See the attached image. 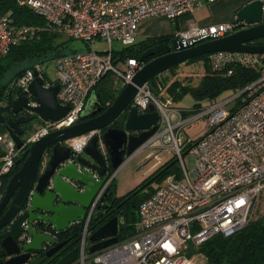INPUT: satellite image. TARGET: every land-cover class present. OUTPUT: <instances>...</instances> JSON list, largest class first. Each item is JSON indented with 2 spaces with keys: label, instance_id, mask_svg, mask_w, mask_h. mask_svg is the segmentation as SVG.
<instances>
[{
  "label": "built area",
  "instance_id": "built-area-1",
  "mask_svg": "<svg viewBox=\"0 0 264 264\" xmlns=\"http://www.w3.org/2000/svg\"><path fill=\"white\" fill-rule=\"evenodd\" d=\"M215 1L17 0L20 6L43 17L47 30L65 33L72 39L92 45V48L76 50L55 59L57 82L61 86L58 101L62 106L70 107L65 117L47 121L46 126L23 140L21 148L7 130L0 133V201L6 179L27 148L43 135L79 123L92 93L104 77L113 74L122 89L132 82L143 63L133 58L114 62L115 41L126 46L134 45L142 21L157 17L176 21ZM260 1L263 3L264 21V0ZM244 26L238 19L216 25H191L175 33L173 38L187 47L229 36ZM39 32L35 26L16 27L11 16L0 9V55L7 54L12 47L37 36ZM96 40L106 41L109 48L104 52L97 51L94 48ZM209 59L214 67L237 60L243 65L259 68L261 76L243 91L248 94L240 109L228 111L226 104L229 99L216 101L204 108L199 116L209 118L207 134L198 141L189 139L187 142L180 131L183 119L180 117L182 120L173 123L169 116L173 98L167 95L166 100H162L154 94L150 82L139 87L131 106L144 114L154 105L160 116L161 128L153 139L126 157L125 162L169 137V142L160 147L174 152L181 178L175 174L168 176L165 185L140 204L139 221L132 237L89 254L88 238L94 231L95 213L98 206L104 204L103 197L114 180V175L110 174L81 222L83 229L76 245L78 258L72 264H194L197 255L187 254L192 247H199L217 235L230 237L248 225L256 202L264 192V55L214 53L209 54ZM37 75L44 80V87L55 85L44 77L41 63L28 68L9 85L10 90L21 92L19 96H28L30 106H38L36 98L28 91ZM6 105L4 99L0 100V109ZM165 120L168 127L163 129ZM95 134L90 132L70 139L66 145L75 156L80 155ZM188 146L190 148L186 151ZM188 154L191 155L189 165L185 161ZM153 157L157 167L165 163L159 153ZM71 162L72 158L66 161ZM96 178L100 179V176L96 174ZM76 188L84 191V186L76 185ZM46 224L52 229H44L43 232L56 238L58 232ZM23 227L25 232L20 240L30 241L31 236L27 233L29 224L25 222Z\"/></svg>",
  "mask_w": 264,
  "mask_h": 264
},
{
  "label": "water",
  "instance_id": "water-1",
  "mask_svg": "<svg viewBox=\"0 0 264 264\" xmlns=\"http://www.w3.org/2000/svg\"><path fill=\"white\" fill-rule=\"evenodd\" d=\"M262 10L263 3L260 0L246 4L237 11V19L245 25L244 28L220 39L185 47L179 39L172 38L170 43L150 47L140 57L142 68L111 105L105 106L94 91L79 123L43 135L32 143L23 153L22 159H26L11 177L0 201V232L7 231L1 242L0 252V258L5 260L0 261V264H43L61 249L46 264L74 263L78 258V247L74 246L78 239L70 236L58 242L56 238L39 230L36 222L48 223L56 232L61 233L84 221L96 194L110 178L109 171H117L126 157L133 155L156 136L161 124L155 106L151 105L144 114L131 106L139 87L179 65L205 55H264V45L256 43L257 40L264 39ZM150 58L152 59L149 60ZM43 82L37 75L28 88L31 96L36 98L38 106H30L28 96H19L13 102V113L18 114L25 108L32 112L31 116L21 115L6 125V130L19 148L23 145L19 137L23 134L21 124L38 118L58 121L70 111V107L62 106L58 101L60 84L46 88ZM122 116H125L124 126L119 129L113 127ZM5 123L6 117L0 112V125ZM90 132L96 134L84 152L75 156L66 141ZM129 132L134 134L130 135ZM103 149H106L108 155ZM69 158L73 162L66 163ZM96 174L100 179L96 178ZM76 185L84 186V191L78 190ZM110 191L109 188L103 197L104 204L98 206L99 213L94 221L109 206H113V203H109ZM124 218V212H121L98 230L91 232L88 253L93 254L118 243L119 228L126 223ZM25 222L29 224L27 233L31 236L30 241L20 240L25 232ZM48 244L52 248L42 257L40 254L46 250Z\"/></svg>",
  "mask_w": 264,
  "mask_h": 264
},
{
  "label": "trees",
  "instance_id": "trees-1",
  "mask_svg": "<svg viewBox=\"0 0 264 264\" xmlns=\"http://www.w3.org/2000/svg\"><path fill=\"white\" fill-rule=\"evenodd\" d=\"M0 9L2 12L8 13L11 16L16 27L35 26L40 29L37 36L15 45L7 54L0 55V100L4 99L7 104L5 107L1 108L0 111L5 114L7 119H10V115L13 113V102L15 101L16 96H19L21 92L9 89L12 80L5 82L8 74L24 64L32 63L34 61L42 64L46 60H55L61 55L72 53L76 50L70 49L66 43H60L58 41V36L61 34L47 30L45 28L46 22L43 20L44 18L33 12L30 8L20 6L17 3V0H0ZM172 38V36H162L143 39L140 42L131 45L132 48L129 50L123 52L116 51L114 62L120 60L123 61L128 58L140 60V57L147 49L160 43L169 42ZM256 43L264 45V39L257 40ZM151 59L152 58L149 60ZM197 62H204L205 69V74L197 86L184 84L178 79L170 82L168 78L162 79L161 76L155 77L150 83L153 84L155 89L160 91L164 90L166 93H169L174 101L177 98L182 97L183 93H191L195 100L194 108L191 111L199 113L204 109V102H207V104L210 105L216 102L224 93L242 92L261 76V70L259 68L243 65L237 60H230L214 67L210 62L209 55L192 59L182 65H189ZM180 66L181 65L167 72H175L176 68ZM28 68L16 72L14 78L16 79L20 77ZM230 71L232 72L231 74ZM55 84H58V82ZM121 89L122 87L119 81L114 77H111V74H109L97 85L95 91L102 103L107 106L115 101L119 92H121ZM245 94L248 93L244 92L239 98L241 99ZM188 112H182L181 116L183 119L186 118ZM124 120L125 116H122L116 122L120 128L124 126ZM1 131L3 132L0 133H4L6 130L4 129ZM195 141H198V139ZM0 155H2L1 151ZM176 162L177 160L175 157V160H171L158 166L155 172L149 176L143 184L124 197L118 198L113 194V180L109 186L111 189L109 193L111 196L109 203H113V206H109L107 211H105L99 219L93 222L92 227H94V231L96 229L98 230V228L110 218L118 216L121 212H124L126 223L119 228V240L123 241L132 237L136 232V224L139 221L140 204L148 199L156 190L147 195H143L142 192H144L154 180L163 177L167 178L172 174H175L177 178H181L179 167L174 166L176 165ZM18 170L19 168L15 167L14 171L11 172V175L6 179L4 191L11 177ZM112 173L113 172H111V174ZM82 229L83 223H80L74 225L71 229L62 234H65V237L75 236L74 239H78L79 241ZM6 235L7 231H1L0 248H2L1 242ZM187 254L189 256L198 254L204 255L206 264H264V212L259 219L250 221L246 227L236 234L230 237L217 235L202 245H199V247H192Z\"/></svg>",
  "mask_w": 264,
  "mask_h": 264
},
{
  "label": "rangeland",
  "instance_id": "rangeland-1",
  "mask_svg": "<svg viewBox=\"0 0 264 264\" xmlns=\"http://www.w3.org/2000/svg\"><path fill=\"white\" fill-rule=\"evenodd\" d=\"M149 20V19H148ZM151 20V19H150ZM174 24V23H173ZM159 29H164L165 27L168 28L167 23L165 22H159L158 24ZM175 25V24H174ZM174 27V26H173ZM58 41L60 43H66L67 46H69L72 50L77 51H87L89 48H92V45H87L83 41L75 40L70 38L68 35L61 34L58 36ZM140 39H137V42H140ZM94 48L99 52H104L106 49L109 48V44L106 41L102 40H96L94 42ZM113 48L115 51L123 52L126 50H129L132 48V46H126L123 45L121 42L115 41L113 43ZM204 62H197L192 63L189 65H181L180 67L176 68L175 72H165L161 74L160 76L163 78H168L170 82H173L174 80L178 79L182 81L184 84H191L193 86H197L200 83V80L204 76ZM36 64H40L39 62H32L22 65L21 67H18L17 69L11 71L5 82H8L10 80H14L15 73L21 70H24L28 67H33ZM57 66L55 64L54 59L46 60L44 63H42V70L43 75L46 78V80L50 81L51 83H56L58 81V72H57ZM113 77V74L111 75ZM152 85V90L154 94H156L158 97H160L162 100H166L167 95L170 96L169 93H166V91L155 89ZM154 88V89H153ZM122 91V89H121ZM120 93V92H119ZM243 94V91L238 93H224L222 94L218 99L217 102H222L224 100H230L228 104H226V108L228 111H236L241 108L242 102L244 101V98L247 97V94L243 95L240 99L239 97ZM174 100V99H173ZM194 98L191 93H183L182 97L177 98L173 103V107H171V110L169 112V116L171 117L173 123L177 120L181 119L182 112H188L186 118H182L184 123L181 126V135L184 138L183 140L187 142L189 139L196 140L199 138H202L207 134L208 131V124H209V118L207 116H199L203 111L199 113L192 112L191 110L194 108L195 102ZM209 106L207 102L203 103V107L206 108ZM181 117V118H180ZM181 119V120H182ZM33 131L31 133H34L36 130H38L40 127L46 126L47 121L42 120V118L36 119L33 123ZM168 127V122L165 120L163 129H166ZM1 130H4L1 128ZM0 132H3L1 131ZM31 135V134H30ZM29 135V136H30ZM26 136L25 138H27ZM24 138V139H25ZM169 142V137H165L164 141L161 142V144ZM160 144V146H161ZM158 145V143L154 144V146L150 149H144L138 154H135L133 158L130 160L124 162V164L117 170H110L109 172H113L112 175H114V193L116 197H124L128 195L131 191L135 190L137 187H139L141 184L144 183V181L151 176L155 170L157 169L156 166V160L153 157V154L159 153L162 158L164 159L165 163L175 160V154L172 151H165ZM189 149V146L186 148V150ZM103 151L107 154L106 149H103ZM108 155V154H107ZM191 155L185 156V161L187 165H189V158ZM108 157V156H107ZM127 160V158H126ZM177 160V157H176ZM179 161L176 162V167H179ZM189 167V166H188ZM166 178H160L158 180H154L150 183L149 187L142 192L143 195H147L150 192L159 189L160 187L165 185ZM264 212V192L261 194V197H259L258 201L256 202L253 214L251 216L250 221L259 219L261 215H263ZM99 211L95 213L98 214ZM249 221V223H250ZM248 223V224H249ZM194 264H206V259L204 255L198 254L195 256Z\"/></svg>",
  "mask_w": 264,
  "mask_h": 264
},
{
  "label": "crops",
  "instance_id": "crops-1",
  "mask_svg": "<svg viewBox=\"0 0 264 264\" xmlns=\"http://www.w3.org/2000/svg\"><path fill=\"white\" fill-rule=\"evenodd\" d=\"M252 1L254 0H216L213 3L203 5L190 14L187 13L176 21H172L165 17L149 18V20L146 19L141 22L137 39L143 40L162 36L173 37L175 33L185 30L191 25L230 23L237 19V11ZM159 22L167 23L168 28L159 29V27H157L159 26ZM175 117L177 120L176 115ZM156 143L160 146V142L157 141Z\"/></svg>",
  "mask_w": 264,
  "mask_h": 264
},
{
  "label": "flooded vegetation",
  "instance_id": "flooded-vegetation-1",
  "mask_svg": "<svg viewBox=\"0 0 264 264\" xmlns=\"http://www.w3.org/2000/svg\"><path fill=\"white\" fill-rule=\"evenodd\" d=\"M165 43H170V41H169V42H165ZM160 44H161V43H160ZM21 115H24V116H31V115H32V112H31L30 110H28V109L25 108V109H23V110H22L20 113H18V114L12 113V115H10V119H7V118H6V123H5V125H0V126L6 130V125H7L8 123L14 122V121L17 120V118H18L19 116H21ZM4 116H5V114H4ZM34 121H35V120L20 125V128H21L22 131H23V134H22V135H19V137L22 139V141L24 140V138H25L26 136H29V135L31 134V132L33 131V125H32V123H33ZM113 127L118 128V129L120 128V126H119L117 123H115V124L113 125ZM121 128H122V127H121ZM129 134H130V135H131V134H134V132H129ZM22 156H23V154H22ZM22 156L19 158V160H17L16 168H19V169H20L21 166H22V164H23V162H24V160L26 159V158L22 159ZM8 183H9V182H8ZM8 183H7V185H8ZM6 188H7V187H6ZM5 192H6V189H5L4 193H3V196H4ZM104 212H105V210H104ZM36 225L38 226L39 230H41V231H43L44 229H45V230H51V229H52L51 227H47V224H46L45 222H38ZM0 233H1V232H0ZM62 233H63V232H61V233H57V234H56V239L58 240V242H61V241L65 240V239L69 238V237H65V234H62ZM76 245H77V244H75L74 246H76ZM50 248H52V247H51L49 244H48V246L46 245V250H44L40 255H42V257H45V252H46L48 249H50ZM1 250H2V248H0V252H1ZM61 250H62V249H61ZM61 250H59L58 252H56V253L52 256V258L55 257L56 255H58V254L60 253ZM52 258H47L43 264L48 263V261H50ZM4 260H5V258H2V257L0 258V261H4ZM56 260H58V258H57Z\"/></svg>",
  "mask_w": 264,
  "mask_h": 264
}]
</instances>
